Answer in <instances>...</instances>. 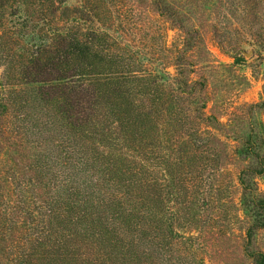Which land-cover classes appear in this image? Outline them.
<instances>
[{"label": "trees", "instance_id": "16d2710c", "mask_svg": "<svg viewBox=\"0 0 264 264\" xmlns=\"http://www.w3.org/2000/svg\"><path fill=\"white\" fill-rule=\"evenodd\" d=\"M49 1L57 21L56 5L65 0ZM152 6L182 35L171 61L173 89L167 94L158 74L145 76L140 64L129 68L125 56L107 46V37L96 30L56 32L20 72L24 83L33 85V102L45 111L43 127L35 120L24 129L44 133L48 145L53 143L50 232L62 237L77 264H174L201 249L211 262H224L232 232L219 216L224 199L211 195L221 193L215 179L223 176L218 172L229 159L222 135L235 141L234 155L243 163L236 181L245 224L244 264H264L257 244V234L264 232V194L256 182L264 177L263 126L257 122L244 135L242 118L222 124L212 108L206 111L207 81L196 71L209 65L194 64L190 57L200 43L198 31L187 25L184 12L164 0ZM182 100L186 105L179 110ZM249 109H264V102ZM8 111L0 100V154L21 148L8 136ZM150 148L167 153L164 169L148 180L145 156ZM194 193L201 196V205L192 202ZM192 203L196 206L190 208ZM210 210L199 226L200 213ZM181 216L197 236L178 231ZM11 244L0 230V264Z\"/></svg>", "mask_w": 264, "mask_h": 264}, {"label": "rangeland", "instance_id": "374dc122", "mask_svg": "<svg viewBox=\"0 0 264 264\" xmlns=\"http://www.w3.org/2000/svg\"><path fill=\"white\" fill-rule=\"evenodd\" d=\"M154 1L65 0L56 5V21L49 0H2L0 100L9 108L8 136L21 144L19 153L5 150L0 154V230L12 242L2 264H77L68 256L69 249L62 237L54 235L53 229L50 232L49 180L54 165L50 145L53 143L48 145L50 140H45L48 135L44 133L33 135L31 129H24L35 120L43 127L45 111L33 102L30 92L33 85L24 83L20 75L22 68L31 56L50 43L56 32L69 33L77 28L96 30L107 37V46L117 47L125 56L129 68L140 64L145 76L158 74L168 86L167 94L173 89L175 75L171 61L181 46L182 35L173 23L152 8ZM164 3L184 12L187 25L198 31L200 43L190 52V57L194 64L209 65L204 71H196V76L201 75L207 81L206 111L212 108L222 124L242 118L240 127L244 135L257 122L264 130V109H249L264 102V0H164ZM177 105L183 110L186 103L182 100ZM220 139L229 159L218 172L223 176L215 179L221 193L211 195L224 199L219 216L232 232L228 234L231 242H227L226 260L220 263L211 259V262L207 251L201 249L186 259L178 258L174 264H197L199 259L204 264L245 263L241 250L245 224L238 205L240 189L236 181L243 163L234 155L235 141L222 135ZM166 153L148 149L145 156L150 170L146 174L148 180L164 169ZM12 156L21 163L15 164ZM256 182L264 194V177ZM191 198L193 203L201 205V196L194 193ZM193 203L190 208L196 206ZM211 212L200 213L199 226ZM182 217L177 223L178 231L185 237L197 236ZM147 227L152 229V224ZM203 232L199 235L206 239ZM257 244L264 253V232L257 234ZM70 248L77 252L76 247Z\"/></svg>", "mask_w": 264, "mask_h": 264}]
</instances>
